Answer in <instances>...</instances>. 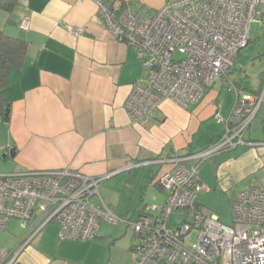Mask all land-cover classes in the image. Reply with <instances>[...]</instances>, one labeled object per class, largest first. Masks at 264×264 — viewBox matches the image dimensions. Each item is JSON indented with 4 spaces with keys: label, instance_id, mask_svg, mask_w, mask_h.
Here are the masks:
<instances>
[{
    "label": "built area",
    "instance_id": "1",
    "mask_svg": "<svg viewBox=\"0 0 264 264\" xmlns=\"http://www.w3.org/2000/svg\"><path fill=\"white\" fill-rule=\"evenodd\" d=\"M96 2L112 36L134 46L148 71L149 83L136 80L126 101L134 122L152 118L165 98L184 108L197 104L209 85L228 76L250 43L252 23L264 5V0H168L149 14ZM20 27L30 28L27 16ZM72 31L81 33L80 28ZM231 89L236 100L230 116L224 118L219 111L214 115L225 122L223 135L204 150L165 160L177 164L159 179L165 202L146 205L134 222L121 218L103 200L100 186L107 178L71 168L0 173V230H7L14 217L25 227L19 248L0 246V264H14L52 221L60 225L61 239L90 240L98 237L103 221H126L138 238L131 264H264V187H251L232 199L233 225L197 201L206 190L200 165L217 152L245 144L264 102V93L256 95L234 83ZM252 144L264 146V140ZM186 159L197 162L182 165Z\"/></svg>",
    "mask_w": 264,
    "mask_h": 264
},
{
    "label": "crops",
    "instance_id": "2",
    "mask_svg": "<svg viewBox=\"0 0 264 264\" xmlns=\"http://www.w3.org/2000/svg\"><path fill=\"white\" fill-rule=\"evenodd\" d=\"M102 1L124 2L127 8L154 14L168 0ZM23 16L30 20L27 30L20 27ZM0 30L28 42L23 66L12 71L2 89L10 103V118H0V154H9L3 168L10 172L71 168L109 179L150 164L152 184L164 197L153 204H163L165 193L157 176L164 167L156 164H168L165 172L172 171L177 164L165 160L204 150L224 133L225 128L211 134L204 147L195 140L217 111L227 117L232 112L234 104L228 115L218 105L215 82L197 104L184 108L165 98L152 118L131 119L127 98L136 80L149 83L148 71L134 46L112 36L100 19L96 0H20L11 11L0 6ZM260 141L245 134L240 150L223 151L212 186H231L263 168L264 146L258 150L261 145L252 144ZM196 162L180 163L192 167ZM201 165L199 174L207 188ZM114 188V183L106 184L107 196ZM59 232L57 222L47 224L14 264H79L73 252L78 243L61 239ZM105 237L98 231L97 238ZM24 238L25 234L8 249L19 248Z\"/></svg>",
    "mask_w": 264,
    "mask_h": 264
},
{
    "label": "rangeland",
    "instance_id": "3",
    "mask_svg": "<svg viewBox=\"0 0 264 264\" xmlns=\"http://www.w3.org/2000/svg\"><path fill=\"white\" fill-rule=\"evenodd\" d=\"M261 11L264 12V5L261 7ZM251 27L250 43L241 50V54L228 76L217 78L214 83L217 103L223 107L226 115L229 114L235 100V92L231 89V83L253 91L261 89L264 93V17L259 16V20L252 23ZM223 117L226 118L227 116ZM263 119L264 102L246 132V137L264 140ZM224 128L225 122H218L215 118L206 122L203 130L195 135L196 143L199 144L200 142V147L206 146L209 136L221 133ZM237 148L240 150L241 145ZM262 148L263 146H259L257 149L261 150ZM221 154L223 152L215 153L201 165L200 171L209 187L207 186L206 190L198 196L197 201L218 214L222 222L233 225L232 199L243 190L251 187H264V167L238 183L215 189L210 181L215 180V167L220 160L218 157L224 156ZM6 163L8 160L3 159L0 154V173L10 172L7 168H3ZM156 165L164 167L157 176V180H159L168 164ZM149 166L150 164L132 168L102 182L101 194L105 197L109 207L121 218L130 219L134 222L146 205L161 202L164 199L162 192L152 184L151 172L153 168ZM109 182L115 185L112 196L106 194L105 186ZM95 202H99L98 197ZM99 232H103L106 237L95 240L67 239L78 243L73 248V252L79 264H131L134 262L132 246L138 242V238L132 225L126 221L117 223L103 221ZM24 234V225L18 218L14 217L8 224V230H0V246L3 248L14 246ZM195 234V232L191 234L188 240L193 241Z\"/></svg>",
    "mask_w": 264,
    "mask_h": 264
},
{
    "label": "trees",
    "instance_id": "4",
    "mask_svg": "<svg viewBox=\"0 0 264 264\" xmlns=\"http://www.w3.org/2000/svg\"><path fill=\"white\" fill-rule=\"evenodd\" d=\"M19 3L20 0H0V6L8 11L13 10ZM111 6H113V4ZM119 7L121 10L127 8L124 2H120ZM260 17H264V12H262ZM27 43V40L23 38L7 35L0 30V118L3 120H8L10 118V103L3 98L2 89L9 83L12 71L23 66L27 52ZM236 86L240 87V85L237 84ZM240 88L246 89L244 87ZM250 91L257 94L262 93L261 89L258 91Z\"/></svg>",
    "mask_w": 264,
    "mask_h": 264
},
{
    "label": "water",
    "instance_id": "5",
    "mask_svg": "<svg viewBox=\"0 0 264 264\" xmlns=\"http://www.w3.org/2000/svg\"><path fill=\"white\" fill-rule=\"evenodd\" d=\"M13 155H14L13 153L10 154V156H13ZM8 156H9L8 153H4V154L1 155V157H2L3 159H5V160L8 158Z\"/></svg>",
    "mask_w": 264,
    "mask_h": 264
}]
</instances>
